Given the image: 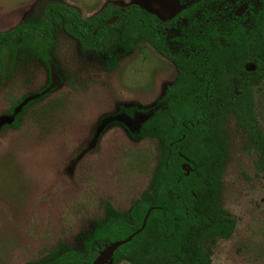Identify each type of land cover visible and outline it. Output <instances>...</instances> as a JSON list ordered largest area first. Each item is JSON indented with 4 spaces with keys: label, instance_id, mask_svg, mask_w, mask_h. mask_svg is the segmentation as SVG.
I'll return each mask as SVG.
<instances>
[{
    "label": "rangeland",
    "instance_id": "1",
    "mask_svg": "<svg viewBox=\"0 0 264 264\" xmlns=\"http://www.w3.org/2000/svg\"><path fill=\"white\" fill-rule=\"evenodd\" d=\"M47 1L70 5L83 17L107 3L138 4L166 20L194 0H0V33ZM54 44L51 57L59 68L50 73L31 56L12 66L5 59L2 68L0 264H29L58 242L76 246L104 216L105 202L117 211L131 206L158 158L155 139L131 134L159 106L174 81V65L140 43L106 71L81 58L73 38L57 32ZM65 74L78 82L60 81ZM20 99L36 100L14 126L9 111ZM252 105V125L235 117L226 124L220 207L233 226L227 237L209 243L213 264H264V79L253 86Z\"/></svg>",
    "mask_w": 264,
    "mask_h": 264
},
{
    "label": "trees",
    "instance_id": "2",
    "mask_svg": "<svg viewBox=\"0 0 264 264\" xmlns=\"http://www.w3.org/2000/svg\"><path fill=\"white\" fill-rule=\"evenodd\" d=\"M243 3L247 8L237 16ZM57 32L77 42L86 62L106 71L147 43L174 65L176 75L159 106L131 134L157 142L158 158L141 194L124 211L105 202L104 216L76 246L58 242L29 264H91L107 244L137 231L151 207L144 228L113 252L110 264H213L209 243L227 237L233 226L220 207L227 120L252 125L253 86L264 79V0H194L166 20L138 4L107 3L83 17L70 5L47 1L0 33V77L5 59L12 66L24 56L40 60L48 73L59 68L51 57ZM58 77L69 85L78 82L73 74ZM35 100L13 102L10 124L16 126Z\"/></svg>",
    "mask_w": 264,
    "mask_h": 264
},
{
    "label": "water",
    "instance_id": "3",
    "mask_svg": "<svg viewBox=\"0 0 264 264\" xmlns=\"http://www.w3.org/2000/svg\"><path fill=\"white\" fill-rule=\"evenodd\" d=\"M246 4L240 6L237 8V15H241L245 9H246ZM254 68V65H249L248 66V69L249 70H252ZM182 169L186 172V174L189 173V171L191 170L190 167L186 164V163H183L182 164ZM152 210V207L149 208V210L147 211V213L145 214L144 216V219L142 221V224H141V227L133 232L131 235H129L127 238L125 239H121V240H117V241H113L109 244H107L103 249H101L97 256L94 258V260L91 262V264H110L111 263V260H112V256H113V252L119 247L121 246L122 244L128 242L131 240V238L136 235L137 233H139L145 226V223H146V219L148 217V214L149 212Z\"/></svg>",
    "mask_w": 264,
    "mask_h": 264
},
{
    "label": "flooded vegetation",
    "instance_id": "4",
    "mask_svg": "<svg viewBox=\"0 0 264 264\" xmlns=\"http://www.w3.org/2000/svg\"><path fill=\"white\" fill-rule=\"evenodd\" d=\"M244 4H246V3H243L242 5H244ZM242 5H240V6H242ZM240 6H238V7H240ZM246 6H247V4H246ZM238 7H236V9H235V14H236V15H237L236 11H237V8H238ZM246 8H247V7H246ZM245 10H246V9H245ZM244 12H245V11H244ZM244 12H243V13H244ZM243 13H242V14H243ZM242 14H241V15H242ZM241 15H237V16H241ZM248 66H249V65H248ZM248 66L246 67L247 69H248Z\"/></svg>",
    "mask_w": 264,
    "mask_h": 264
}]
</instances>
